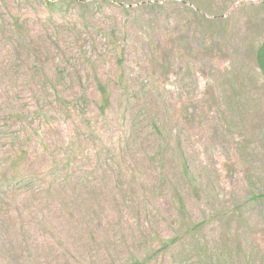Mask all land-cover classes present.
<instances>
[{"label": "rangeland", "instance_id": "rangeland-1", "mask_svg": "<svg viewBox=\"0 0 264 264\" xmlns=\"http://www.w3.org/2000/svg\"><path fill=\"white\" fill-rule=\"evenodd\" d=\"M263 38L264 0H0V264H264Z\"/></svg>", "mask_w": 264, "mask_h": 264}, {"label": "trees", "instance_id": "trees-1", "mask_svg": "<svg viewBox=\"0 0 264 264\" xmlns=\"http://www.w3.org/2000/svg\"><path fill=\"white\" fill-rule=\"evenodd\" d=\"M255 64L264 83V38L255 51ZM98 88L102 94L104 104L107 105V92L105 88L102 86H99ZM259 197L262 198L261 196H257L253 199H258Z\"/></svg>", "mask_w": 264, "mask_h": 264}]
</instances>
